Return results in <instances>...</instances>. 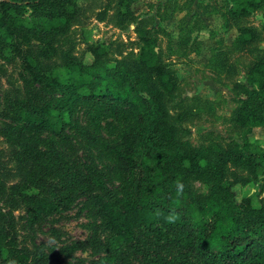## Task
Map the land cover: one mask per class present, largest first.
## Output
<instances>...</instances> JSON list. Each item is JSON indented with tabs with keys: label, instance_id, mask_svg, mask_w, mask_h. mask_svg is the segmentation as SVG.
Wrapping results in <instances>:
<instances>
[{
	"label": "rangeland",
	"instance_id": "rangeland-1",
	"mask_svg": "<svg viewBox=\"0 0 264 264\" xmlns=\"http://www.w3.org/2000/svg\"><path fill=\"white\" fill-rule=\"evenodd\" d=\"M75 1L74 18L50 34L56 51L49 57L39 54L40 43L31 25L54 3L44 0L37 7L11 13L18 25L13 37L19 50L0 57V177L7 186L20 183L34 165L26 147L6 134L15 124L8 104L31 98L43 103L58 94L35 80L25 56L47 68L61 67L70 59L87 63L92 60L89 45L100 43L108 46L102 61H121L135 72L140 65L135 26L140 21L176 82L171 92L162 89L156 76L149 82L164 110L163 123L173 124L186 147L202 157V170L187 176L192 197L202 201L213 186L231 185L237 200L255 211L264 210V111L263 119L244 121L240 114L244 93L250 88V65L264 55V0L238 16L231 15L230 0H130L126 5L118 0ZM101 12L104 18L99 17ZM239 28L252 29L254 37L240 42ZM121 111L117 118L103 119L95 130L89 124L86 100L77 99L64 137L45 130L25 132L26 140L34 150L57 152L83 171L97 170L121 195L128 173L108 146L119 144L137 119L133 106L122 105ZM29 209L20 201L13 212L18 242L29 250L28 264H102L110 252L109 234L91 195L75 192L64 209L38 217L33 224ZM82 239L92 244L72 248ZM39 251L42 262H37ZM123 263L137 261L128 254Z\"/></svg>",
	"mask_w": 264,
	"mask_h": 264
},
{
	"label": "trees",
	"instance_id": "trees-1",
	"mask_svg": "<svg viewBox=\"0 0 264 264\" xmlns=\"http://www.w3.org/2000/svg\"><path fill=\"white\" fill-rule=\"evenodd\" d=\"M50 1L54 6L31 25L40 43L38 52L45 57L56 51L50 34L67 27L77 14L75 0ZM129 1L118 0L120 5ZM230 1L231 15L238 16L263 0ZM44 3L0 0V57L8 58L10 52L19 50L13 37L18 25L11 13ZM127 12L132 14L128 7ZM104 16L101 12L99 17ZM135 32L140 42V65L135 72L121 61H102L108 46L100 43L89 45L92 60L87 63L70 59L61 67L47 68L32 56H25L35 80L58 94L43 103L31 98L8 104L15 124L6 134L26 147L34 165L20 183L7 186L0 177V264H28L29 250L18 242L13 213L20 201L30 205L33 224L38 217L64 209L75 192L92 196L96 214L108 231L110 252L102 264H124L128 254L137 264H264L263 209L255 211L244 200H237L231 185L213 186L202 201L192 197L187 176L202 170V157L186 147L173 124L163 123L164 110L149 84L156 76L162 89L171 92L176 86L174 75L140 21ZM254 35L252 29L239 28L237 40L248 42ZM248 82L241 120L263 119L264 55L250 65ZM77 99L86 100L89 124L95 130L103 119L119 117L122 105L136 109L134 128L123 133L119 144L108 146L128 173L121 195L97 170L83 171L57 152L34 150L26 140L25 132L45 130L64 137ZM91 244L89 239L77 240L72 248ZM43 258L39 251L37 262Z\"/></svg>",
	"mask_w": 264,
	"mask_h": 264
}]
</instances>
